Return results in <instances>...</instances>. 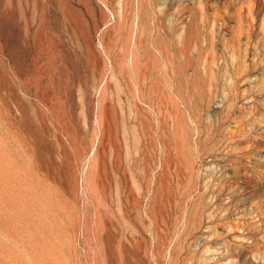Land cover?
<instances>
[{
  "label": "rangeland",
  "instance_id": "obj_1",
  "mask_svg": "<svg viewBox=\"0 0 264 264\" xmlns=\"http://www.w3.org/2000/svg\"><path fill=\"white\" fill-rule=\"evenodd\" d=\"M0 264H264V0H0Z\"/></svg>",
  "mask_w": 264,
  "mask_h": 264
}]
</instances>
